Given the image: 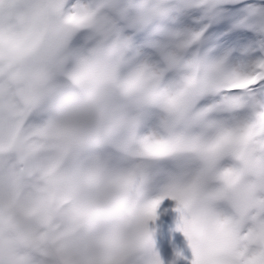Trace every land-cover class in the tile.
Segmentation results:
<instances>
[{
    "label": "snow or ice",
    "instance_id": "obj_1",
    "mask_svg": "<svg viewBox=\"0 0 264 264\" xmlns=\"http://www.w3.org/2000/svg\"><path fill=\"white\" fill-rule=\"evenodd\" d=\"M4 3L0 0V264H132L134 249L152 244L149 224L165 201L185 215L178 230L190 246V264H264V126L254 119L264 120V55L252 71L229 77L233 91L214 86L216 106L226 118L212 119L214 109H202L204 137L186 144L153 129L141 134L142 151L129 167L121 150L90 134L69 107L65 80L82 84L87 76L65 77L49 67L42 37L31 28L32 0H7V12ZM86 19L76 9L65 22L79 27ZM167 105L173 107L175 99ZM242 113L247 117L239 118ZM179 147L200 154L202 175L222 168L206 201L190 211L205 192L197 178L191 184L173 179L144 193V203L130 204L135 181L129 173L174 175L169 158ZM224 158L231 163L221 167ZM257 169L259 182L253 179ZM241 184L243 192L234 200Z\"/></svg>",
    "mask_w": 264,
    "mask_h": 264
},
{
    "label": "clouds",
    "instance_id": "obj_2",
    "mask_svg": "<svg viewBox=\"0 0 264 264\" xmlns=\"http://www.w3.org/2000/svg\"><path fill=\"white\" fill-rule=\"evenodd\" d=\"M66 0H32L29 9L32 30L42 37L41 50L45 54L49 67L54 72L84 73L87 79L82 84H74L67 79L66 97L70 108L81 125L99 140L118 147L129 167L135 164L133 157L142 151L140 145V125L147 109H155L158 117L155 130L167 137L183 138L190 144L197 137H204L208 129L205 122L198 118L202 109L213 108L209 113H223L215 102L201 106L199 102L205 97H216L214 86L220 91H233L229 87V77L244 74L254 69V63L248 65H229L223 58L209 59L204 55L193 54L186 57L185 51L196 41L194 37L200 33L175 32L167 35L161 46L162 65L145 61L134 62L129 56V39L120 27L121 20L127 21L128 27H142L155 16L168 10L167 0H96L94 7L79 5L77 11L87 16L79 27L92 29V42L83 48H70L69 38L73 30L79 28L65 22ZM209 0H184V5L201 7ZM10 5L5 0L3 9L7 12ZM254 24L256 30L264 32V13ZM260 55H264L261 52ZM174 72L175 79L162 83L166 72ZM142 78L137 80L140 74ZM175 99V105L169 107L167 100ZM254 119L258 125L264 126L259 116ZM257 164L259 158L255 157ZM147 163V162H146ZM170 172L152 171L149 175L133 170L129 173L135 181L129 193L130 204L145 202L144 193H155L160 187L176 180L183 184H191L201 179L205 192L192 204L191 212H195L206 201L209 184L216 185L218 173L216 168L203 174L205 163L200 154L187 147H179L173 157L169 158ZM249 170L243 171L247 177ZM256 182L261 180L259 169L253 174ZM245 185L234 189L232 198L238 199ZM179 225L183 224L185 215L178 213ZM126 232L132 226H124ZM179 258V257H177ZM163 264L153 244L134 249L132 264ZM176 264V259L170 261Z\"/></svg>",
    "mask_w": 264,
    "mask_h": 264
},
{
    "label": "rangeland",
    "instance_id": "obj_3",
    "mask_svg": "<svg viewBox=\"0 0 264 264\" xmlns=\"http://www.w3.org/2000/svg\"><path fill=\"white\" fill-rule=\"evenodd\" d=\"M96 0H66L65 11L70 13L78 5L94 7ZM168 10L155 16L142 27H128L127 21L119 22L122 34L129 39V56L134 62L145 61L162 65L161 46L170 33L194 32L200 33L199 39L186 49L185 56L193 54L204 55L209 59L223 58L229 65H248L260 56L264 34L254 27L264 13V0H209L207 5L189 7L184 0H167ZM92 29L79 27L73 30L69 38V47L78 49L91 44ZM175 79L174 72H166L162 83L167 84ZM216 97L202 98L199 104L207 106L215 102ZM216 119L226 118L225 113L212 114ZM242 113L239 118L247 117ZM158 117L155 109H147L141 120L140 132L147 134L155 128ZM231 163L224 158L221 167ZM152 235L154 250L159 254L163 264H170L176 259V264H190L192 253L187 238L178 230L179 215L167 214L159 216ZM154 226V227H153ZM180 254L177 258V254Z\"/></svg>",
    "mask_w": 264,
    "mask_h": 264
},
{
    "label": "bare ground",
    "instance_id": "obj_4",
    "mask_svg": "<svg viewBox=\"0 0 264 264\" xmlns=\"http://www.w3.org/2000/svg\"><path fill=\"white\" fill-rule=\"evenodd\" d=\"M223 160H221L220 161V163L222 162ZM174 207V202H171V201H165L164 202V205H162V207H161V210L159 211V213H158V217L159 216H164V215H167V214H176V212H174V211H172V208ZM164 208H167L168 210L167 211H164L163 209ZM152 224H155V222H152ZM155 226H157L156 224H155ZM154 227V226H153ZM156 228V227H155ZM154 228V229H155ZM151 229H153V228H151ZM154 229H153V231H154Z\"/></svg>",
    "mask_w": 264,
    "mask_h": 264
}]
</instances>
